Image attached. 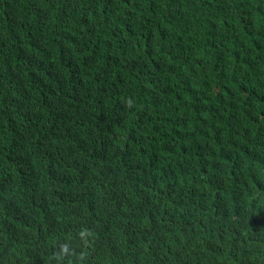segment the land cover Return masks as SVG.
Returning <instances> with one entry per match:
<instances>
[{
  "label": "trees",
  "instance_id": "16d2710c",
  "mask_svg": "<svg viewBox=\"0 0 264 264\" xmlns=\"http://www.w3.org/2000/svg\"><path fill=\"white\" fill-rule=\"evenodd\" d=\"M0 264H264V0H0Z\"/></svg>",
  "mask_w": 264,
  "mask_h": 264
}]
</instances>
